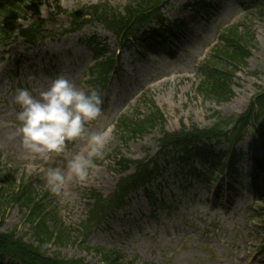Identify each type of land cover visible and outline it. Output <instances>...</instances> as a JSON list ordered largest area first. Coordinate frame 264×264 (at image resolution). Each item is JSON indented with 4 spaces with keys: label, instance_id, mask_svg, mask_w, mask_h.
Here are the masks:
<instances>
[{
    "label": "rangeland",
    "instance_id": "rangeland-1",
    "mask_svg": "<svg viewBox=\"0 0 264 264\" xmlns=\"http://www.w3.org/2000/svg\"><path fill=\"white\" fill-rule=\"evenodd\" d=\"M105 1L121 8L130 0H60L63 12L56 17L50 2L42 0L38 13L26 10L23 24L35 20L38 14L41 21L47 20L48 29H64L72 13ZM197 1L171 0L162 9L166 23L183 21V27L174 32V40L157 45L154 39L150 48H141V41L121 47L110 32L94 22L41 44L30 45L12 36L0 46V190L6 189L5 196L30 184L34 197L45 196L58 228H65L70 236L64 243L41 244L40 249L49 256L102 264L99 251L109 249L122 256V264H264V169L259 166L264 164L260 135H264V116L256 123L259 129L249 128L236 146L240 159L231 185L225 176L221 185L220 175L200 180L192 170L171 159L177 158V151L168 146L163 150L166 135L182 129H207L217 116L236 117L264 88V7L254 0H200L209 2L210 7L197 12L192 8ZM235 24L252 35L250 56L231 79L230 99L206 98L197 89L203 79L201 66L220 44L222 29ZM97 44L103 45L108 54L120 49L116 53L119 67L107 86L100 88L104 94L103 115L88 128L100 131L112 127L114 140L104 160L96 161L91 181L81 186L69 179L67 187L74 195L61 200L51 196L44 176L53 167L70 175L67 159L56 155L46 160L33 158L19 146V137L9 139L19 127V106L13 97L17 88L27 87L38 93L58 74L86 91L97 87L89 70L92 49L98 48ZM153 107L161 111L163 123L134 136L120 129V119L134 121ZM227 147L228 143L220 140L215 151H227ZM69 149L74 155L83 152L85 145L78 141ZM114 151L134 165L120 172L113 163ZM149 158L156 159L158 173L147 185V192L139 188L126 196L122 206L105 209L102 214L99 206L98 214L95 208H88L92 191L98 192L103 205L108 206L119 181L133 173L137 162ZM3 201L0 232L14 230L24 241L37 246L20 203L12 198Z\"/></svg>",
    "mask_w": 264,
    "mask_h": 264
},
{
    "label": "trees",
    "instance_id": "trees-1",
    "mask_svg": "<svg viewBox=\"0 0 264 264\" xmlns=\"http://www.w3.org/2000/svg\"><path fill=\"white\" fill-rule=\"evenodd\" d=\"M42 0H0V45L12 36L13 32L18 31L19 35L29 44L42 42L46 38H55L68 32H73L82 28L89 22H96L112 33L122 46L130 42L137 33L140 32L139 39L146 46H150L155 38L157 43L164 39L172 38V31L177 26L182 27V22H175L174 26L162 25L163 16L160 10L169 4L170 0H130L121 8L112 6L108 1L99 2L84 7L82 18L73 19L67 29L56 30L53 33L46 31L43 26L36 22L26 26L20 23L27 9L38 10V5ZM57 14L62 13L59 0H48ZM257 4L264 7V0H254ZM208 3L198 2L196 9H205ZM84 16H87L84 17ZM84 17V18H83ZM157 22H159L157 24ZM156 29H144L150 24H154ZM220 44L212 49L210 59L206 60L201 66L203 79L199 81L198 92L206 98H213L217 101H227L232 96L231 79L240 67L246 66V59L250 56L249 42L252 35L248 31L239 30L238 25L222 29ZM118 62L113 54H107L103 48L93 49V65L90 68L95 85L103 88L110 77V74L117 68ZM216 116V115H215ZM264 116V88L256 93L248 108L231 118L217 116V121L207 129H182L173 135H166L162 141L168 144L171 149L178 152L176 160L183 164H189L197 176L203 179L209 178L213 170L227 171L229 181L237 175L236 164L240 159L234 145L238 144L246 135L249 128L259 129L256 123ZM164 122L163 115L157 107H153L147 114L130 119H120L119 127L122 131L131 135H138L148 132L158 124ZM253 128V129H254ZM263 139L264 135L260 133ZM206 141L226 139L231 144L230 152L215 153L212 147L207 145H195L193 141ZM113 163L120 168V171L128 169L132 163L129 159L121 156L120 152L114 151ZM227 155V156H226ZM225 161L221 162V159ZM206 161H209L207 167ZM198 163L202 167L200 172L194 166ZM261 168L264 164L259 165ZM158 166L153 159L137 162L134 172L122 178L118 185L114 197L110 199L109 205H103L100 195L92 191L89 198L91 203L88 208L98 214L99 206L102 214L105 209L120 207L124 198L131 191L144 186L157 174ZM231 184V183H230ZM6 189L0 190V217L3 220V199H13L20 203L24 212L25 219L33 235L37 246L33 242L24 241L15 231L0 232V264H82L81 260H60L56 256H49L40 249L41 244L46 241L64 243L69 239V234L65 228H58V220L47 209L45 196L34 197V192L29 184L23 186L17 192H10L3 196ZM9 197V198H8ZM96 203V204H95ZM47 209V210H46ZM51 221V224L48 221ZM91 221V219H88ZM61 229V230H60ZM87 234V233H86ZM99 251V250H97ZM102 264H122V256L116 250L99 251ZM8 258L2 262L4 258Z\"/></svg>",
    "mask_w": 264,
    "mask_h": 264
},
{
    "label": "clouds",
    "instance_id": "clouds-1",
    "mask_svg": "<svg viewBox=\"0 0 264 264\" xmlns=\"http://www.w3.org/2000/svg\"><path fill=\"white\" fill-rule=\"evenodd\" d=\"M13 102L19 106V127L9 139L15 141L19 137V146L33 158L65 157L70 175L58 167L49 168L44 176L45 186L53 197L72 198L67 181L74 179L81 186L87 185L96 161L104 160L106 149L114 140L112 127L100 131L88 128L89 123L103 115L102 90L92 87L86 91L58 74L38 93L27 87L17 88ZM78 141L84 143L85 150L73 155L69 145Z\"/></svg>",
    "mask_w": 264,
    "mask_h": 264
}]
</instances>
